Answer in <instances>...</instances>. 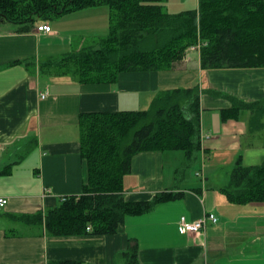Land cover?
Instances as JSON below:
<instances>
[{
    "label": "crops",
    "instance_id": "obj_1",
    "mask_svg": "<svg viewBox=\"0 0 264 264\" xmlns=\"http://www.w3.org/2000/svg\"><path fill=\"white\" fill-rule=\"evenodd\" d=\"M99 11L106 25L108 10ZM43 24L49 33L0 28V198L6 200L0 206V264H124L122 254L134 246L138 264H264L263 204H231L222 193L239 157L245 166L264 162V113L252 127L248 110L237 119L221 115L231 106L228 97L248 103L264 99V68L205 70L199 50L188 49L170 70L125 72L114 83L82 84L41 68L73 49L71 33L62 38L56 24ZM91 24L93 29L98 23ZM37 42L44 43V53ZM195 85L201 91V149L193 167L176 180L179 154L143 152L124 178V196L131 201L161 192L179 194L177 199L127 216L115 234L102 236L52 237L43 224L9 217L44 215L63 198L81 194L86 178L79 156L81 113L144 110L162 90ZM24 148L31 150L19 154ZM207 213L217 222H207L199 233H178L180 218L194 221Z\"/></svg>",
    "mask_w": 264,
    "mask_h": 264
},
{
    "label": "trees",
    "instance_id": "obj_2",
    "mask_svg": "<svg viewBox=\"0 0 264 264\" xmlns=\"http://www.w3.org/2000/svg\"><path fill=\"white\" fill-rule=\"evenodd\" d=\"M166 0H0V28L18 34L93 7L108 8V34L95 44H81L58 60L41 64L56 76L71 75L82 84L114 83L125 72L166 71L197 44L201 69L264 68V0H197V9L169 13ZM208 92V91H207ZM200 89L197 85L162 90L144 110L81 113L79 156L86 178L82 192L68 196L44 215H10L26 224H43L52 237L115 234L127 216L150 212L180 195L156 193L149 200L124 196V178L132 159L143 152L179 151L192 162L201 149ZM217 95L215 92H211ZM223 120L253 114L257 124L264 99L244 102L228 97ZM182 161V159H181ZM175 170V179L179 169ZM179 177V178H178ZM235 205L259 202L264 207V162L245 166L239 157L222 189ZM90 228L89 230H86ZM136 246L122 254L124 264H138ZM47 264H89L76 260Z\"/></svg>",
    "mask_w": 264,
    "mask_h": 264
},
{
    "label": "rangeland",
    "instance_id": "obj_3",
    "mask_svg": "<svg viewBox=\"0 0 264 264\" xmlns=\"http://www.w3.org/2000/svg\"><path fill=\"white\" fill-rule=\"evenodd\" d=\"M164 6H165V9L169 13H173V14L184 13V12L196 10L197 0H166V2H164ZM93 8H97L98 11H86L85 9H83L85 11H82V10L75 11V12L62 16L59 19L49 21L48 23H50L52 26L56 24L58 28H60V31L62 33V36H61L62 38L65 36L67 37L71 33L72 35L71 43H73L72 47L73 49H75L76 44L79 43L81 40H85V39L88 40L90 39V37H105L108 34V31H109L108 30V27H109L108 19L105 25V17H102V20H101V14L98 13L100 12L99 10H108V8L107 7H93ZM98 8H102V9H98ZM89 10H93V9H89ZM89 12H95V13H89ZM94 20H96L98 24L95 28L90 29V27L92 26L91 22ZM98 31H100V33L91 34L92 32H98ZM80 33H83V34H80ZM40 44L38 45V42H37L36 48H38L41 53H44L45 51L44 43H40ZM71 50L69 49L68 51H71ZM61 55H60V58L62 57ZM31 58H32V61H34V58L33 57ZM40 77L43 78L42 75H40ZM30 150H31L30 148H24L23 150L19 151V154L25 155ZM170 152H172L173 154L175 153L179 154L182 159V161L180 162L184 163L182 167H185V168L179 169V172H178L179 177L181 176L182 171L189 170L190 167L192 168L194 163L196 162V159H194L192 162H189V163L186 161L184 162L181 152L179 151H170ZM9 226L14 227L15 225L9 223Z\"/></svg>",
    "mask_w": 264,
    "mask_h": 264
},
{
    "label": "built area",
    "instance_id": "obj_4",
    "mask_svg": "<svg viewBox=\"0 0 264 264\" xmlns=\"http://www.w3.org/2000/svg\"><path fill=\"white\" fill-rule=\"evenodd\" d=\"M36 30L44 33H49L51 31L50 26L46 24L37 25ZM199 48L200 45L197 44L189 49L199 50ZM5 203L6 201L0 198V206H3ZM207 222L214 224L217 222V217L212 213H207L194 221H186L184 218H180L177 223V231L179 234L199 233L205 229ZM86 230H89V228Z\"/></svg>",
    "mask_w": 264,
    "mask_h": 264
},
{
    "label": "bare ground",
    "instance_id": "obj_5",
    "mask_svg": "<svg viewBox=\"0 0 264 264\" xmlns=\"http://www.w3.org/2000/svg\"><path fill=\"white\" fill-rule=\"evenodd\" d=\"M1 199H3V198H1ZM3 200H5V199H3ZM6 201V200H5ZM6 204V203H5ZM90 229V228H89Z\"/></svg>",
    "mask_w": 264,
    "mask_h": 264
}]
</instances>
